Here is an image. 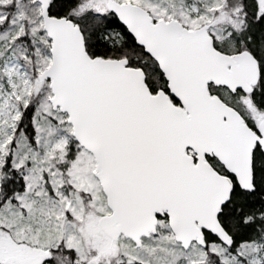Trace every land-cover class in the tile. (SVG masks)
I'll list each match as a JSON object with an SVG mask.
<instances>
[{
	"label": "snow or ice",
	"instance_id": "1",
	"mask_svg": "<svg viewBox=\"0 0 264 264\" xmlns=\"http://www.w3.org/2000/svg\"><path fill=\"white\" fill-rule=\"evenodd\" d=\"M0 264H264V0H0Z\"/></svg>",
	"mask_w": 264,
	"mask_h": 264
}]
</instances>
